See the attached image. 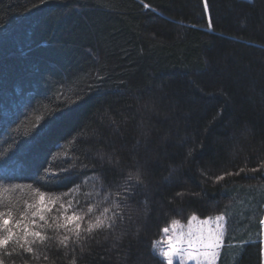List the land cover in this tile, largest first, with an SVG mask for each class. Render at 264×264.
<instances>
[{"label": "trees", "instance_id": "16d2710c", "mask_svg": "<svg viewBox=\"0 0 264 264\" xmlns=\"http://www.w3.org/2000/svg\"><path fill=\"white\" fill-rule=\"evenodd\" d=\"M204 2L0 0V184H79L65 201L124 217L66 245L45 229L27 264H161L193 215L225 219L217 264H263L264 0Z\"/></svg>", "mask_w": 264, "mask_h": 264}, {"label": "snow or ice", "instance_id": "6c2138e0", "mask_svg": "<svg viewBox=\"0 0 264 264\" xmlns=\"http://www.w3.org/2000/svg\"><path fill=\"white\" fill-rule=\"evenodd\" d=\"M43 3L44 0H41ZM147 8L148 5H145ZM204 10L208 11L207 0L204 2ZM209 28H212V20L209 19ZM50 115H54L51 113ZM112 163L111 159L108 161ZM87 167V165H85ZM261 168H264V164H261ZM259 169L252 168L251 171L256 172ZM64 172H69L70 168L62 169ZM241 172L244 169H240ZM228 175L233 173L229 172ZM239 175V172L236 173ZM71 177H57L55 183H60L61 179L67 180ZM132 176L128 177L131 180ZM137 183H142V178L139 174L135 177ZM218 180H223L224 177L220 176ZM52 179H48L46 182L41 183L37 186L33 184L21 185L15 184L12 186L5 187L0 184V264H8L6 258L13 256H21L27 264V257L22 255L23 253L33 254L35 259H39L34 254L33 246L37 243L43 244L46 240L53 239L52 236H48L43 233V230H51L59 237V242L62 245H66V242L70 238L68 233H72L77 240L81 238V232L91 234L94 229H114L116 225V219L121 221L124 219L120 215L119 211L113 213L112 216L107 214L112 209H121L122 205L117 200L111 201L110 207H104L99 215L95 218H91L90 214L93 213L94 209L98 207L97 204L86 203L87 211H83V208L78 209L77 205L80 203L76 202L74 205L71 199L64 200L63 196H69L73 191L79 192L80 185H74V188L69 189L68 192L57 194L55 191L50 189L47 185L52 183ZM87 183V179L84 181ZM24 188L29 190L28 196L22 200L16 197H5L7 192H15L17 190L23 191ZM124 192L131 194V187L125 185L123 188ZM96 195H99V190L96 191ZM86 196H91L92 193H84ZM117 197L121 196L120 192L115 194ZM177 195H182L177 193ZM129 197H123L127 200ZM108 197H104V201H107ZM88 216L87 227L81 228V222ZM197 217L191 216L188 224L189 228L187 233H180L177 235H168L169 229H163L165 234L164 241H154L153 248L157 243L166 244V247L160 250L158 257L161 260V264H174V260L181 261L187 258L189 261L198 260L200 257H204L206 264H212L217 259L218 250L221 247L222 233H216L213 229L209 228L207 233L203 228L193 230L191 227L192 221H195ZM211 218H209L210 221ZM217 221L224 219L223 216H217ZM209 221H204L208 223ZM264 223V221H261ZM174 224H179V221H174ZM219 227V225H217ZM61 230L64 234L60 235ZM47 259V257H45ZM10 264H16V261L11 260ZM75 264V261H73Z\"/></svg>", "mask_w": 264, "mask_h": 264}, {"label": "rangeland", "instance_id": "374dc122", "mask_svg": "<svg viewBox=\"0 0 264 264\" xmlns=\"http://www.w3.org/2000/svg\"><path fill=\"white\" fill-rule=\"evenodd\" d=\"M248 1H252V0H248ZM216 217L217 216L208 217V218H199V217H197V219L195 221H192V224H191V227L193 228V230H196L198 228H203L205 233H207L209 228H211L216 233H222L221 247L218 250L217 259L215 261H213L212 264H217V261H218V258H219V254H220V251H221V248H222V245H223V236H224V227H225V219H223L221 221H217L215 219ZM209 218H211L210 221H209ZM188 221L187 222H179V224H174L173 223L172 225H170L168 227V229H169L168 235H177V234H180V233H187L188 228H189ZM204 221H209V222L208 223H204ZM263 221H264V217H263ZM217 225H219V227H217ZM164 240H165V234H163V238L160 239L159 241H164ZM262 246H263V264H264V223H262ZM165 247H166V244L157 243L158 252L160 250H162L163 248H165ZM174 264H181V261L174 260ZM183 264H206V260H205L204 257H200L198 260H191V261H189L187 258H185L183 260Z\"/></svg>", "mask_w": 264, "mask_h": 264}]
</instances>
